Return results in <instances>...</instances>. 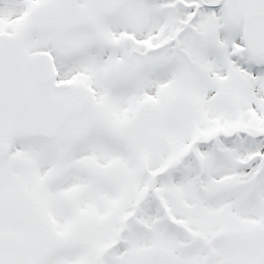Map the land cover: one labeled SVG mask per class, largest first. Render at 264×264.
<instances>
[{
	"label": "snow or ice",
	"instance_id": "snow-or-ice-1",
	"mask_svg": "<svg viewBox=\"0 0 264 264\" xmlns=\"http://www.w3.org/2000/svg\"><path fill=\"white\" fill-rule=\"evenodd\" d=\"M0 264H264V0H0Z\"/></svg>",
	"mask_w": 264,
	"mask_h": 264
}]
</instances>
